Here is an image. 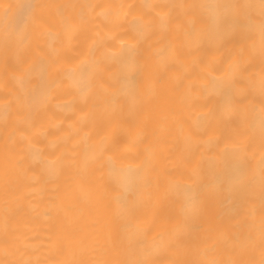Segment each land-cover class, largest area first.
<instances>
[{"label":"bare ground","instance_id":"obj_1","mask_svg":"<svg viewBox=\"0 0 264 264\" xmlns=\"http://www.w3.org/2000/svg\"><path fill=\"white\" fill-rule=\"evenodd\" d=\"M27 3L52 5L46 11L54 30L52 36L34 35L18 60L12 51L6 53L5 27L20 17L17 6ZM85 4L94 8L86 10L83 24L78 20L79 8L64 10L79 29L75 36H66L56 6ZM212 4L259 5V0H0V241L6 215L18 208L13 223L23 249L11 258L42 264L93 258L148 259L153 264L227 260L234 258L227 242L237 236L243 240L250 233L256 247L240 258L258 264L264 213L261 17L258 7L252 10L250 41L210 39L215 22L211 11L199 6ZM193 21L203 35L198 44L187 35ZM50 46L71 63L58 65L59 71L48 68L44 79L56 83L47 102L37 105L30 98L42 88L41 61L49 62L38 49ZM82 61L95 65L89 95H99V102L85 104L78 73L66 75ZM236 62L250 66L240 81L250 91L239 108L245 123L238 129L233 110L218 102L219 91L239 76L230 70ZM205 98L207 107H203ZM209 110L213 115L203 119ZM233 141L251 143L247 157L249 177H255L253 187L244 194L229 191L227 185L210 191L195 229L189 230L182 211L184 190L194 179L213 184L229 163L222 149L227 144L231 150ZM102 142L121 174L113 175L106 163L102 172L99 165L84 166ZM141 163L149 165L152 182L137 213L148 255L121 249L96 257L73 256L48 243L61 227L75 229L87 240L108 233L119 239V221L113 215L117 198L127 188H135L136 174H144L138 167ZM194 170H199L195 178ZM177 234L179 246L166 249Z\"/></svg>","mask_w":264,"mask_h":264},{"label":"snow or ice","instance_id":"obj_2","mask_svg":"<svg viewBox=\"0 0 264 264\" xmlns=\"http://www.w3.org/2000/svg\"><path fill=\"white\" fill-rule=\"evenodd\" d=\"M21 9V15L15 22L7 24L5 27V50L12 51L19 60L22 54H26L27 49L34 35H48L52 36L53 33V18L47 14L48 9L53 7L49 4L41 3H27L18 5ZM131 7V6H130ZM183 7V6H181ZM196 7V6H190ZM199 7L208 8L212 13V19L216 25V31L209 34L210 39H234L238 44H243L252 39V23L253 15L252 10L259 8L261 17L260 25V59H261V94L264 95V0H259V5L254 4H212L200 5ZM56 16L59 17V23L62 26L63 33L66 36H75L79 29L73 20L65 16L64 10L67 8H79L78 20L81 24L87 20L86 10L93 9V5H60L56 6ZM132 14V13H130ZM163 20L164 18L161 17ZM59 35V34H57ZM189 39L194 43H199L203 38L196 27L195 22L192 23L191 31L187 34ZM139 43V41H138ZM136 45H133L134 48ZM131 50V49H129ZM123 51V50H122ZM243 52L244 49H241ZM38 54L41 57H47L48 63L41 61L42 73V88L31 95L30 102L34 104H41L47 102V96L50 87L55 85V81L49 82L44 79L47 75L48 68L51 67L55 71H59L58 65L62 63H71L67 57H63L54 47L49 49L39 48ZM27 63V60L23 61ZM95 65H90L88 62L82 61L76 65L75 68L69 70L66 75L71 76L78 73L79 81L77 86L80 89L81 95L84 97V103L87 104L90 100L99 102L100 96L92 97L89 95L91 89V80L93 77V68ZM230 70L233 73H238L239 76H234L227 87L219 91V104L228 109L233 110V117L235 120L236 128H240L245 123L241 119L239 111L240 106H243L248 100L249 89L240 86L247 73L250 71L249 67H244L240 62L230 65ZM192 91L198 92L193 89ZM203 107H207V98H205ZM213 115L209 110L204 113L203 119H208ZM260 132H261V160H260V189L261 198L264 200V104L261 105V119H260ZM239 135V133H237ZM233 146L229 150L228 145L222 149L225 158L229 160L225 169L216 176L213 184L203 185L199 184L198 180L194 179L193 184L187 186L184 190V203L182 211L185 218V225L189 230L195 229V221L199 218L204 199L208 196L210 191L219 189L223 190L227 185L229 191L238 192L241 194L251 191L255 182V177H249L248 157L247 153L251 151V143L240 144L235 141L232 142ZM219 146V145H217ZM106 158V159H105ZM75 163V162H74ZM108 164L110 172L113 175L121 174L122 170L115 167L116 161L110 154L109 147L106 143L102 142L98 147H94L88 159L84 161V166L90 167L92 165H99L102 172L104 164ZM144 171L143 175L136 174L135 188H127L125 192L117 198V208L114 210V218L119 221L117 231L120 233L119 239H113L111 233L95 236L92 240H87L81 236L80 232L75 229L61 227L49 237L48 243L59 252H68L75 256L77 253L81 255H97L105 254L109 251L119 252L121 249L129 254L141 253L148 255V249L143 243V237L146 235L140 226L138 210L142 207V195L146 193L152 186L151 179L148 174L149 165L141 163L138 166ZM127 172L131 173L132 169L129 167ZM199 175V170L193 171V177ZM20 209H15L11 214L6 215L3 227V240L0 241V255L4 258L0 259V264H42L40 260L32 259H13L18 254L23 252L19 246V235L14 227V220L19 215ZM261 232L259 238V251L260 260L258 264H264V213L261 218ZM229 246V258L227 260H208V259H188L184 261H177L176 264H257L255 260H245L240 257L246 250H254L256 241L249 233L243 240L239 236L227 242ZM179 246V234L174 236L165 245L168 250H175ZM62 264H153L148 259H117L113 261L105 259H72L64 261Z\"/></svg>","mask_w":264,"mask_h":264}]
</instances>
